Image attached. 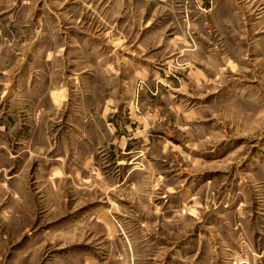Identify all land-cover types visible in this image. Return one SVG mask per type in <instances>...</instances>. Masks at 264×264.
Instances as JSON below:
<instances>
[{
  "label": "rangeland",
  "instance_id": "rangeland-1",
  "mask_svg": "<svg viewBox=\"0 0 264 264\" xmlns=\"http://www.w3.org/2000/svg\"><path fill=\"white\" fill-rule=\"evenodd\" d=\"M0 264H264V0H0Z\"/></svg>",
  "mask_w": 264,
  "mask_h": 264
},
{
  "label": "crops",
  "instance_id": "crops-1",
  "mask_svg": "<svg viewBox=\"0 0 264 264\" xmlns=\"http://www.w3.org/2000/svg\"><path fill=\"white\" fill-rule=\"evenodd\" d=\"M39 90L38 89L36 90V86L23 87L22 90L20 89V91H22V94H23L22 95V101H23V106L24 107H25L27 101L31 100V97L34 99L35 103L38 106L41 105L40 106V110H43L44 108H46L48 105L51 104V102H52L51 94L53 93V91L51 89H46V88H44L43 90H40V91ZM35 92H38V93L36 94ZM8 94H9V92H8ZM7 99H9V98L7 97ZM14 100L13 99L10 100V102L13 105L15 104V102L17 104L18 98L15 97ZM10 107H11L10 104H8L7 111L9 113L6 114V118L5 119L9 118L10 116H13V117L15 116V118H17L18 115L15 112L10 114V112L13 110Z\"/></svg>",
  "mask_w": 264,
  "mask_h": 264
}]
</instances>
